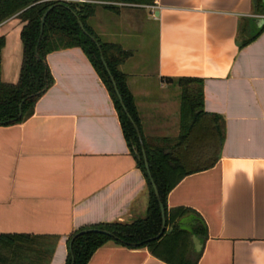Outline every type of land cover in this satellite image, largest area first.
Instances as JSON below:
<instances>
[{
  "label": "crops",
  "instance_id": "0c3cea01",
  "mask_svg": "<svg viewBox=\"0 0 264 264\" xmlns=\"http://www.w3.org/2000/svg\"><path fill=\"white\" fill-rule=\"evenodd\" d=\"M262 11L256 0H155L118 13L99 6L88 20L101 42L131 52L119 70L144 138L178 136V79H200L203 111L223 119L215 164L201 170L206 159L188 163L200 171L166 199L168 208L193 209L206 224L198 264H264V30L240 46L264 25ZM22 26L17 15L0 24V83L18 81ZM45 63L53 84L33 115L0 126V234L56 236L49 264H64L74 231L144 216L147 185L84 52L54 51ZM87 264L165 263L147 248L108 242Z\"/></svg>",
  "mask_w": 264,
  "mask_h": 264
},
{
  "label": "trees",
  "instance_id": "16d2710c",
  "mask_svg": "<svg viewBox=\"0 0 264 264\" xmlns=\"http://www.w3.org/2000/svg\"><path fill=\"white\" fill-rule=\"evenodd\" d=\"M154 2L155 0H0V24L15 15L23 23L20 32L22 59L18 81L15 84L0 83V122L12 121L3 126L21 124L30 118L35 103L43 95L41 92L53 84L45 63L47 54L80 48L107 89L118 115L124 141L146 180L148 203L144 217L130 223L97 224L74 231L67 239L68 253L64 264H71L72 256L74 264H87L94 252L108 242L127 248H147L153 257L165 264H198L201 251L196 253L193 250L192 236L197 237L201 244L208 237L206 224L199 213L186 207L168 208L166 203L169 192L184 177L200 171L189 170L188 163L206 159L200 166L201 170L211 168L217 161L215 150L218 152L223 142V119L203 111L202 81L197 78L175 81L180 91L178 136L175 139H146L140 129L133 97L127 88V77L119 70L129 59L131 52L117 44L101 42L88 25V20L94 16L99 6L118 13L121 7H147ZM256 3L264 14L263 1L256 0ZM48 9L43 33L38 41L40 21ZM79 22L99 43L100 51L82 32ZM263 30L264 25L240 46L252 42ZM3 44L4 40L0 37V48ZM101 55L114 78L128 114L139 127L151 176L165 209L166 230L157 240L148 241L155 238L161 230L158 202L144 167L137 134L115 95L100 60ZM37 93L41 94L36 95ZM21 103V117H18ZM205 118H208V122H205ZM210 126L211 132L208 133L206 130ZM86 229L106 230L115 239L101 234L77 235ZM57 240L53 235L0 234V264H49Z\"/></svg>",
  "mask_w": 264,
  "mask_h": 264
},
{
  "label": "water",
  "instance_id": "95a60500",
  "mask_svg": "<svg viewBox=\"0 0 264 264\" xmlns=\"http://www.w3.org/2000/svg\"><path fill=\"white\" fill-rule=\"evenodd\" d=\"M50 9H48L44 15L42 16L41 18V21H40V36H39V39L38 41L40 40L41 36H42V33H43V27H44V23H45V19H46V16L48 14ZM79 27L80 29L82 30V32L89 37V39L96 45V47L99 49L100 51V45L99 43H97V41L95 40V38H93L92 36H90L84 29L83 27V24L81 22H79ZM36 56L38 57V53L36 52ZM104 68H105V71L110 79V82L113 86V89H114V92H115V95L117 96L118 98V101L123 109V111L125 112L127 118L129 119V121L131 122V124L133 125L134 129H135V132L137 134V138L139 140V144H140V148H141V154H142V160L144 162V167H145V170H146V173H147V176H148V179L152 185V188H153V191H154V195L157 199V202H158V206H159V209H160V214H161V220H162V226H161V230L159 232V234L153 238V239H149L148 241H152V240H157L159 238L162 237V235L164 234L165 230H166V216H165V209H164V206L160 200V197H159V194H158V191H157V188H156V185L153 181V178L151 176V172H150V168H149V164H148V161H147V157H146V152H145V148H144V145H143V141H142V137H141V133H140V130H139V127L135 124V122L132 120L131 116L128 114L126 108H125V105L122 101V97L121 95L119 94V91L117 89V86L115 84V81H114V78L112 77L108 67H107V64L105 63V60L103 58V56L101 55V58H100ZM46 91V89L44 91H42L41 93H44ZM41 93H37L36 95H40ZM21 108H22V103L19 105V114H18V117H21ZM10 122L12 121H7V122H0V126H3L5 124H9ZM136 155H137V152H135ZM170 231V229H169ZM84 234H101V235H104V236H108V237H111V238H114L115 237L108 231L106 230H100V229H86V230H83L81 232H79L77 235H84ZM192 245H193V250L196 252V253H199L201 251V248H202V244L200 242V240L195 237V236H192ZM75 263V260H74V257L72 256L71 257V264H74Z\"/></svg>",
  "mask_w": 264,
  "mask_h": 264
},
{
  "label": "rangeland",
  "instance_id": "374dc122",
  "mask_svg": "<svg viewBox=\"0 0 264 264\" xmlns=\"http://www.w3.org/2000/svg\"><path fill=\"white\" fill-rule=\"evenodd\" d=\"M173 84L178 88V86L176 85V82H173ZM142 217H144V216H134L130 220H128V223L132 222L133 220L142 218Z\"/></svg>",
  "mask_w": 264,
  "mask_h": 264
}]
</instances>
